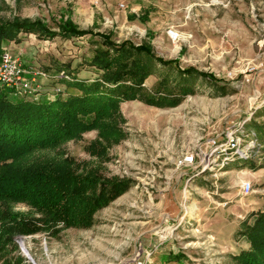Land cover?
<instances>
[{"label":"rangeland","instance_id":"rangeland-1","mask_svg":"<svg viewBox=\"0 0 264 264\" xmlns=\"http://www.w3.org/2000/svg\"><path fill=\"white\" fill-rule=\"evenodd\" d=\"M0 16L39 21L53 33L71 20L116 44H148L157 57L217 79L184 77L176 64L139 54L153 72L148 91L165 82L167 99H176L182 85L193 94L172 108L122 102L120 142L107 144L95 129L34 152L32 160L68 159L78 174L94 170L130 187L94 214L91 227L39 223L34 234L4 238L0 264H237L251 247L244 225L264 212V0H0ZM102 49L97 35L21 32L3 41L0 56L10 53L45 74L35 84L30 75L26 92L12 99L80 94L67 83L99 78L92 59ZM97 141L104 148L93 146ZM188 155L195 163L181 167ZM11 210L44 219L27 204Z\"/></svg>","mask_w":264,"mask_h":264},{"label":"trees","instance_id":"trees-1","mask_svg":"<svg viewBox=\"0 0 264 264\" xmlns=\"http://www.w3.org/2000/svg\"><path fill=\"white\" fill-rule=\"evenodd\" d=\"M21 32L65 39L97 35L107 49L92 59V66L102 71L99 78L67 83L81 92L78 95L48 101L23 97L15 101L14 90L0 87V241L14 235L34 234L41 230L39 223L49 229L59 225L91 227L94 214L129 189L128 181L105 178L94 170L78 174L71 160H32L30 156L39 150L55 149L95 129L107 144L120 142L125 137L120 128L124 122L120 113L122 102L138 99L150 106L172 108L193 94L191 88L182 85L176 99H167L163 94L168 91L165 82L159 91H148L145 82L153 72L150 63L139 54L163 66L176 64L184 77L217 80L212 74L180 67L178 60L157 57L148 44H116L110 35L81 30L71 20L62 21L59 33H53L39 21H6L0 16V46L3 41H15ZM93 146L104 148L99 141ZM20 203L37 210L44 219L33 220L13 213L12 205ZM244 226L251 247L235 258L237 264H264V212Z\"/></svg>","mask_w":264,"mask_h":264},{"label":"built area","instance_id":"built-area-1","mask_svg":"<svg viewBox=\"0 0 264 264\" xmlns=\"http://www.w3.org/2000/svg\"><path fill=\"white\" fill-rule=\"evenodd\" d=\"M172 36L177 37L174 33ZM31 75V76H30ZM31 77V84H35L37 77L45 76L40 71H30L21 63V61L11 55L10 53H3L0 56V86L7 89L14 90L17 94H23L28 88L26 83L27 79ZM195 163V157L188 155L180 162L181 167H187ZM251 188L250 183L246 184V189L249 191ZM137 264H148L139 261Z\"/></svg>","mask_w":264,"mask_h":264}]
</instances>
